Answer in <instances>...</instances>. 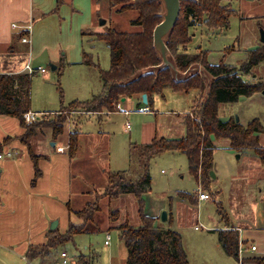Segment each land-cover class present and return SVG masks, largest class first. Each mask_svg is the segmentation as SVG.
I'll return each instance as SVG.
<instances>
[{
  "label": "rangeland",
  "instance_id": "1",
  "mask_svg": "<svg viewBox=\"0 0 264 264\" xmlns=\"http://www.w3.org/2000/svg\"><path fill=\"white\" fill-rule=\"evenodd\" d=\"M80 15L85 17L91 14L93 8V19L95 29H105L107 25L119 32H133L135 29L128 25L132 14L117 15L111 9L106 0H76ZM222 5L229 6L235 11V17L229 20L227 30H210L209 28L197 26L190 29L191 42L184 48L178 47L179 53L199 54L201 51H208L206 60L211 65H216L223 57L224 50L231 46L233 51L225 56L224 62L227 65L240 68L246 61L248 52L257 48L256 52H262V45L259 43V29H264V0H222ZM163 13V9L161 10ZM92 18V17H91ZM105 20V26L98 25L99 20ZM19 32V23L14 22ZM11 24V23H10ZM155 28V27H154ZM153 33V31H152ZM83 39V49L92 55V60L100 69L108 70L109 51L104 43L94 42L87 45ZM8 52H3L0 63L6 65V70H14L23 67L27 61L28 45H22L14 41ZM255 55V54H254ZM14 59L12 64L11 59ZM67 59V58H65ZM60 58L65 65L67 62ZM42 63L43 65H39ZM11 65V66H10ZM52 62H49L43 55L34 57L32 67L38 69L42 66L46 75L36 73L31 83L30 113L36 117L43 113H54L61 107H68L71 102H84L92 96L101 93V86L98 73L94 68H86L83 64L65 66L62 76L58 78L56 73L51 71ZM186 78L199 75L205 83V90L198 93L195 90L188 94L173 93L170 90L164 91V99L156 98L153 111L156 112L154 121L144 122L145 116H152V113L142 114L137 108L122 103V109L129 110L127 114L116 109L115 112L106 114L86 115L69 108L62 112L60 117H66L63 134L57 137L54 142L58 143L59 149L67 150L68 132L74 129L85 136L80 145L79 158L74 159L75 165L80 170L77 176L81 178L73 182L71 189V207L74 210H81L87 204L95 202L98 194H101L107 185V169L109 171H124L130 168L129 148L131 144H147L153 137L156 138H180L183 136L182 118L189 112L193 101L203 102L206 99L211 78L202 69V66L195 64L188 71L180 73V77ZM243 80L260 85L258 92L248 97H241L236 103L222 104L219 106L218 115L223 121L230 118L238 119V123L246 127L254 119H258L264 127V61L258 62L254 67L249 68L247 74H243ZM58 83L62 89L63 101L60 103L58 94ZM142 107V105H140ZM76 111V112H75ZM56 116H45V119L58 121L61 118ZM129 125L126 129L125 125ZM49 132V131H48ZM47 130L43 133V144L51 147L48 142ZM50 133V132H49ZM79 134V137H80ZM259 144L264 147V135H259ZM34 139L30 140V147L33 150ZM51 140H53L51 138ZM85 142V143H84ZM63 145L59 146V145ZM215 150L213 152V170L215 178H209L208 190L202 189L198 177L193 175L189 169L188 159L181 153H163L151 160L149 174L151 177V191L146 200H143V211L155 213L156 227L170 228L181 235L182 248L188 254L190 262L195 263L201 253L194 257L199 249L207 250V247L218 243L217 232L223 229L225 224L222 215L219 214L218 205L226 213L230 221L237 224L252 223L255 215L254 204L264 190V170L259 160L251 152L238 154L226 146L224 140H214ZM26 146L20 144V148ZM57 147V146H56ZM34 152V151H33ZM237 156H239L237 158ZM106 169V171H105ZM106 173H105V172ZM84 179H83V178ZM179 192L196 194L197 196L207 194L208 200L199 202L192 206L189 203L179 200ZM261 192V193H259ZM263 197V196H262ZM119 211V219L110 221L109 212ZM167 212L166 223L160 220V214ZM171 211V212H170ZM171 213L173 222L170 223ZM145 214V213H144ZM59 233L66 229L68 220L72 217L62 218L59 214ZM110 219V220H109ZM127 221L131 226L140 225L138 216L137 200L131 196H121L115 202H104L101 205V212L97 216L94 225L89 226L91 232L76 236L73 242L66 243L60 248L62 251L51 252L44 258L45 263L61 264L60 252L67 253L69 264H81L80 256L96 255V264H125L126 250L119 239L118 231L115 229L118 224ZM217 228L214 232L213 230ZM55 229V230H56ZM213 232V233H212ZM109 235L108 245L104 242ZM194 258V259H193ZM43 260V261H44ZM21 258L4 259L1 264H23ZM39 260L29 264H40ZM24 264H27L24 262Z\"/></svg>",
  "mask_w": 264,
  "mask_h": 264
},
{
  "label": "trees",
  "instance_id": "2",
  "mask_svg": "<svg viewBox=\"0 0 264 264\" xmlns=\"http://www.w3.org/2000/svg\"><path fill=\"white\" fill-rule=\"evenodd\" d=\"M101 1V0H100ZM222 0H180L178 19L170 34L166 37V47L171 53L176 69L180 73L188 71L193 65L198 64L211 78L206 99L203 102L193 101L190 112L183 118L185 134L180 138H152L147 144H131L129 148L130 168L124 171H110L107 173V185L95 202L87 204L81 210H74L67 202L65 206L69 217L67 229L59 233L58 229L48 230L45 242L30 245L24 254L28 262L44 260L51 252L60 250L66 243L74 241L79 235L89 234V226L94 225L101 212L104 202H115L121 196L131 195L137 200L140 225L131 226L124 221L115 228L119 239L126 250L125 264H188L187 255L182 248L181 235L170 228L156 227L155 220L146 216L143 211V196L151 191V177L149 164L152 159L163 153L184 154L189 163L190 172L198 177V182L204 190L209 189L210 172L213 170L214 140L226 141L228 149L242 154L251 152L264 170V147L259 144V135H264V127L258 119L252 120L246 127L230 118L223 121L219 118L218 109L222 104L236 103L241 97H248L258 92L260 85L243 80L249 68L264 61V46L262 52L257 48L250 50L246 61L240 68L225 64L227 54L233 47L226 48L223 57L216 65H211L207 60L206 50L199 54L178 52L179 46L191 42L190 29L204 26L210 30H227L229 20L235 17V11L229 6L222 5ZM109 7L117 15L132 14L128 25L135 29L133 32H119L107 25L103 32L83 30L81 32L87 44L102 42L109 51V68L102 70L93 62L92 55L83 50L82 63L84 66L96 69L102 82L101 93L92 96L84 102H71L68 107H61L56 113H45L37 116L35 121L27 123L24 115L30 112V87L35 76L34 73H0V116L17 119L22 129L18 137H6L0 142V156L6 146L13 141H18L26 146L27 154L33 163L34 177L31 184H35L41 176L38 162L42 158L35 155L30 147V140L42 134L45 129L50 132L53 141L63 134L66 117H60L62 112L69 108L86 115L106 114L115 112L117 106L129 100H139L137 109L147 107L153 111L154 99L163 97L164 91L188 94L195 90L201 93L205 90V83L199 75H193L182 81L173 78L169 69L154 68L161 65V59L153 47L152 31L162 21L160 0H106ZM58 0L55 12L61 6ZM29 36L27 31H19L16 40L21 44V39ZM27 46V45H26ZM255 54V55H254ZM67 65V64H66ZM58 65L54 71L58 78L62 76L66 66ZM60 103L63 101L62 89L58 83ZM146 95L147 105L141 102V96ZM75 111V112H76ZM56 116L58 121L47 120L45 116ZM74 129L70 131L67 142L66 154L70 160L76 158L79 150V134ZM264 181V176H263ZM179 200L192 206L197 205L198 196L179 192ZM209 198V197H208ZM264 201V190H263ZM218 212L227 222V215L221 209ZM119 211L109 212L110 221L119 219ZM218 243L223 253L237 261L239 264H264V257L239 258V239L237 231L227 226L226 230L217 232ZM64 253V252H61ZM65 254V253H64ZM96 255H82L79 257L81 264H96Z\"/></svg>",
  "mask_w": 264,
  "mask_h": 264
},
{
  "label": "crops",
  "instance_id": "3",
  "mask_svg": "<svg viewBox=\"0 0 264 264\" xmlns=\"http://www.w3.org/2000/svg\"><path fill=\"white\" fill-rule=\"evenodd\" d=\"M57 2L58 0H0V57L3 52H8L12 48L11 45L19 33L14 32L15 29L12 28V25H16L14 22H18L20 28L31 26L26 63L30 62L32 65L34 57L43 55L55 67L62 63L60 58H67L65 59L66 62L70 60V63L67 62L68 66L70 64L82 65V52L84 49L81 32L88 29L94 32H103L105 29L93 28L96 21V19H93V8L90 10L91 14L89 12L83 17L79 13V6L78 3L76 4V0H62L61 6L55 12ZM11 62V65H13V58ZM39 65L43 64L39 63ZM5 67L7 66L0 63V73H17L24 66L19 69L6 71L3 69ZM37 67L44 69L42 66ZM100 86L102 90L101 81ZM158 98L163 100L164 96ZM138 102L137 98L124 100V103H128L127 106L133 109L138 106ZM104 115L106 116L107 114ZM149 117V119L154 121L156 112L153 111L152 116ZM22 132L17 119L0 116V142L8 136L18 137ZM43 133L44 131L42 134L37 135L31 143V146L32 144L34 146L35 155L42 157L38 162L41 176L34 185L31 184L34 177L33 163L27 154V150L23 147L20 148L18 141H13L6 146L0 157V264L4 259L9 260L15 257L21 258L20 262H23V264L24 262L27 264L31 263L24 259L28 246L45 242V234L49 230V225L57 217H60L59 214H61L62 218H69L65 203L68 202L71 205L73 182L81 178L77 176L73 168L76 169L77 173L80 170L75 165L74 159L70 160L68 158L65 150L59 151L58 143L51 140L52 137L49 132L47 141L49 140L48 142L52 141L53 143H51L50 148H47L43 144ZM84 138L85 136L80 134L78 152H80V145ZM59 146L63 147L62 144ZM78 156L79 153L76 158H79ZM106 172L110 171L107 169ZM262 196L263 193L260 194L257 200L258 204L253 206L256 211L252 223L248 222V224L239 225L234 221H230L228 216L227 222L224 220L225 224L222 230H226L228 226L237 231L240 259L264 257V201ZM147 197L148 194L142 198L146 200ZM203 201L206 200H199V202ZM154 212L146 211L144 213L146 216L156 219ZM157 214L160 213L158 212ZM171 220L170 223L173 222L172 213ZM66 229L64 228L61 233ZM210 230L215 232L217 228ZM251 247H255V250L252 251ZM64 253L69 264L67 253L65 251ZM199 253L201 255L195 263L190 262L188 254H186L188 264H239L223 253L219 243L207 247V250L199 249L194 257H197ZM59 258L61 259V264H63V259L60 255ZM41 261L45 263V260Z\"/></svg>",
  "mask_w": 264,
  "mask_h": 264
},
{
  "label": "water",
  "instance_id": "4",
  "mask_svg": "<svg viewBox=\"0 0 264 264\" xmlns=\"http://www.w3.org/2000/svg\"><path fill=\"white\" fill-rule=\"evenodd\" d=\"M163 6V14H162V21L154 28L152 34L153 40V47L155 51L158 53L161 59V65L154 68L155 70L161 69H169L172 73V76L177 81H182L186 78L185 75L180 77V72L176 69L173 61V57L169 50L166 47L165 41L166 37L170 34L175 23L179 16L180 11V0H160ZM106 21L101 19L98 22L100 27L105 26ZM259 43L264 46V29H259ZM56 69L55 66L51 65V71L54 72ZM262 94L264 95V90H262ZM124 102V99L121 100ZM141 102L143 105H147V97L146 95L141 96ZM149 116H145L144 122L153 121V119H149ZM235 122L238 123V119H235ZM238 158V157H237ZM210 177L212 179L215 178L213 172H210ZM161 222H166L167 220V212H162L160 215ZM58 222L56 220L52 221L49 225V230L54 231L57 228Z\"/></svg>",
  "mask_w": 264,
  "mask_h": 264
},
{
  "label": "built area",
  "instance_id": "5",
  "mask_svg": "<svg viewBox=\"0 0 264 264\" xmlns=\"http://www.w3.org/2000/svg\"><path fill=\"white\" fill-rule=\"evenodd\" d=\"M12 28H13V29H17V26H16V25H12ZM21 30H22V31H27L28 34H29V32H30V30H31V26L28 25L27 27H22V28L19 27V31H21ZM21 43L24 44V45H29V44H30V37H29V36H26V37L22 38V39H21ZM17 73H29V74H32V73H40V74L43 75V74H45V70L42 69V68L34 69V68L32 67V65L30 64V62H27V63L24 65V67L22 68V70H20V71L17 72ZM117 110H118V111H122V112H124L125 114H127V113L129 112V110H126V109L123 110L120 104L117 106ZM137 111H139V112L142 113V114H148V113L150 112V111L148 110L147 107H140V108L137 109ZM35 119H36V115H35V114H32V113H30V112L24 115V120H25L27 123H29V122H33V121H35ZM125 127H126V129H129V125H128V124L125 125ZM61 150H62V149H59V151H61ZM0 157H1V156H0ZM198 199H199V200H207V199H208V196H207L206 194H202V193H200V194L198 195ZM108 243H109V235H107V239H106V241L104 242V244H105V245H108ZM251 250L254 251V250H255V247H251ZM60 257L63 259V264H68V262H67V260H66V254L61 253V254H60Z\"/></svg>",
  "mask_w": 264,
  "mask_h": 264
},
{
  "label": "flooded vegetation",
  "instance_id": "6",
  "mask_svg": "<svg viewBox=\"0 0 264 264\" xmlns=\"http://www.w3.org/2000/svg\"><path fill=\"white\" fill-rule=\"evenodd\" d=\"M262 45V44H261Z\"/></svg>",
  "mask_w": 264,
  "mask_h": 264
}]
</instances>
